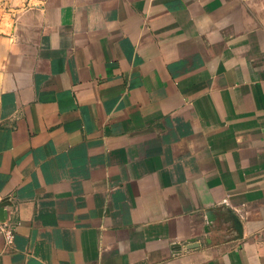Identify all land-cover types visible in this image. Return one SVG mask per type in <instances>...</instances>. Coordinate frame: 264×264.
<instances>
[{
  "label": "crops",
  "instance_id": "1",
  "mask_svg": "<svg viewBox=\"0 0 264 264\" xmlns=\"http://www.w3.org/2000/svg\"><path fill=\"white\" fill-rule=\"evenodd\" d=\"M0 199V264H264V0H0Z\"/></svg>",
  "mask_w": 264,
  "mask_h": 264
},
{
  "label": "built area",
  "instance_id": "2",
  "mask_svg": "<svg viewBox=\"0 0 264 264\" xmlns=\"http://www.w3.org/2000/svg\"><path fill=\"white\" fill-rule=\"evenodd\" d=\"M6 204H7V201H3L0 199V205H3V207H5ZM0 233H3L5 235L7 242L9 244H12L13 239H14V230L12 227L7 225L5 223V219H1V217H0Z\"/></svg>",
  "mask_w": 264,
  "mask_h": 264
},
{
  "label": "water",
  "instance_id": "3",
  "mask_svg": "<svg viewBox=\"0 0 264 264\" xmlns=\"http://www.w3.org/2000/svg\"><path fill=\"white\" fill-rule=\"evenodd\" d=\"M5 216H6V213H5L4 207H3V205H0V217H1V219H5ZM233 219H234L233 221L235 223V227L239 231V237H240V236H242V227L236 218H233ZM188 246H189L188 248H191V247H195L198 245L192 244V245H188Z\"/></svg>",
  "mask_w": 264,
  "mask_h": 264
}]
</instances>
